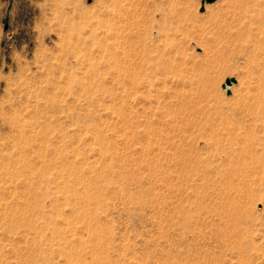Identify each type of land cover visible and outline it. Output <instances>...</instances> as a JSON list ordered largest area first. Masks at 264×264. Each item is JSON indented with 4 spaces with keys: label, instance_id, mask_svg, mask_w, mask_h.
Instances as JSON below:
<instances>
[{
    "label": "rangeland",
    "instance_id": "obj_1",
    "mask_svg": "<svg viewBox=\"0 0 264 264\" xmlns=\"http://www.w3.org/2000/svg\"><path fill=\"white\" fill-rule=\"evenodd\" d=\"M263 36L264 0H0V264H264Z\"/></svg>",
    "mask_w": 264,
    "mask_h": 264
},
{
    "label": "bare ground",
    "instance_id": "obj_2",
    "mask_svg": "<svg viewBox=\"0 0 264 264\" xmlns=\"http://www.w3.org/2000/svg\"><path fill=\"white\" fill-rule=\"evenodd\" d=\"M243 14V13H242ZM251 18V20H253L252 22L254 23L256 20V16L253 17L255 19H252V16H248ZM244 18H247L246 16H244ZM260 18V17H259ZM258 19V18H257ZM244 20V19H243ZM246 20L249 21V19H245V22ZM242 21V20H241ZM240 22V21H239ZM244 22V23H245ZM258 22V21H256ZM232 25V24H231ZM245 25V24H244ZM247 25V23H246ZM250 25V24H249ZM220 27V26H219ZM243 26H241L242 28ZM244 29V27H243ZM220 30V29H219ZM234 30V28H233ZM242 30V29H241ZM240 31V30H239ZM242 32V31H240ZM247 32V31H245ZM250 32V31H249ZM239 33V32H238ZM237 33V34H238ZM242 34V33H241ZM244 34V33H243ZM240 35V34H239ZM246 35V34H245ZM244 37V36H243ZM264 38V36H263ZM257 40V39H256ZM261 41V40H259ZM263 41V40H262ZM256 42V41H255ZM258 42V41H257ZM260 43V42H259ZM262 43V42H261ZM264 44V43H263ZM259 45H262V44H259ZM260 48V47H259ZM262 52H263V55H264V46H263V49H262ZM257 73V74H256ZM253 76V81H252V86L249 88V85L246 87V93H247V96L246 98H244L238 105H237V108L236 110L234 111V114L238 116V122L236 123V127H243V124L246 123V126L248 127H254L255 126V123H260L262 124V126H264V61L261 62V64L259 65V72H256ZM201 76V75H200ZM204 76V75H203ZM203 79V78H202ZM28 86V85H27ZM20 88V87H19ZM230 87H228L227 85L223 87V89H226V90H229ZM26 110V109H25ZM234 116V115H233ZM13 126V125H12ZM15 126V125H14ZM19 126V125H18ZM232 127V126H231ZM15 128V127H14ZM227 129V128H226ZM242 129V128H241ZM14 130V129H13ZM16 131V130H15ZM225 131V129H224ZM232 131V130H231ZM227 133V132H226ZM229 134V132H228ZM212 139V137H211ZM216 140V138H213ZM212 139V141H213ZM218 140V139H217ZM211 141V142H212ZM219 142V140H218ZM218 147H219V143L221 144V141L218 143ZM213 143V142H212ZM216 143V142H215ZM223 144V143H222ZM221 144V145H222ZM231 143H229V148L231 147L230 146ZM220 145V147H221ZM214 146V145H213ZM223 146V145H222ZM252 146V145H250ZM217 147V146H215ZM227 148V147H226ZM244 149V148H243ZM252 149V148H251ZM236 150V149H235ZM239 150V149H238ZM227 150H225L226 152ZM234 151V150H233ZM240 151H244V150H241L240 148ZM239 151V152H240ZM232 151H228L227 153H225V159L221 158V161L222 160H227L229 159L230 161V158L233 157L232 154H235L236 151H234L233 153H231ZM238 152V153H239ZM197 153V152H196ZM242 153V152H241ZM235 156H238L237 153ZM234 156V157H235ZM233 157V158H234ZM232 159V158H231ZM191 160V159H190ZM219 161V160H218ZM226 162V161H225ZM224 163V161H223ZM231 163V162H229ZM208 164V163H207ZM211 165V164H210ZM198 170V169H197ZM196 170V171H197ZM207 170V169H206ZM201 171V170H200ZM210 171V170H209ZM205 172V171H203ZM206 175V174H205ZM196 176V175H194ZM198 176V174H197ZM201 178H204L201 174H200ZM199 177V176H198ZM200 178V179H201ZM208 178V177H207ZM195 179H198V178H195ZM199 179V180H200ZM206 179V178H205ZM203 180V179H202ZM211 180V178H210ZM196 182V181H195ZM208 183V182H207ZM205 184V183H204Z\"/></svg>",
    "mask_w": 264,
    "mask_h": 264
},
{
    "label": "water",
    "instance_id": "obj_3",
    "mask_svg": "<svg viewBox=\"0 0 264 264\" xmlns=\"http://www.w3.org/2000/svg\"><path fill=\"white\" fill-rule=\"evenodd\" d=\"M205 1L210 2L212 0H205ZM231 81H233V78L226 79L225 82H224L225 84H222L221 87L223 88L225 85H228ZM228 91L229 90H226V94L228 93Z\"/></svg>",
    "mask_w": 264,
    "mask_h": 264
}]
</instances>
